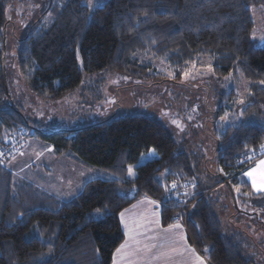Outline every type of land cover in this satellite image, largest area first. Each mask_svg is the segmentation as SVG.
<instances>
[{
    "label": "trees",
    "instance_id": "16d2710c",
    "mask_svg": "<svg viewBox=\"0 0 264 264\" xmlns=\"http://www.w3.org/2000/svg\"><path fill=\"white\" fill-rule=\"evenodd\" d=\"M87 1L51 0L23 38L13 29L22 42L17 75L39 97L59 99L77 90L86 76L105 71L147 80L150 86L170 81L164 71L139 62V53L172 69L190 70L209 59L218 80L241 76L248 82L241 104L228 102L232 91L220 98L219 115L242 109L243 120L213 133L214 181L201 177L168 128L142 113L76 130L48 131L25 122L10 92L7 44L14 24L6 0H0V149L14 144L23 130L50 144L57 156L75 157L104 173L78 196L61 201L17 182L5 166L8 160L0 161V264H112L124 241L120 214L144 196L160 203L164 226H185L209 264H264V236L241 222L253 219L264 235V192H254L239 176L264 150V46L256 42L254 17L264 0H105L96 7ZM144 155L151 159L142 162ZM164 173V180L157 178ZM218 175L233 176L228 183L238 204L234 213L213 191L224 185L233 202ZM173 183L190 188L182 195Z\"/></svg>",
    "mask_w": 264,
    "mask_h": 264
},
{
    "label": "rangeland",
    "instance_id": "374dc122",
    "mask_svg": "<svg viewBox=\"0 0 264 264\" xmlns=\"http://www.w3.org/2000/svg\"><path fill=\"white\" fill-rule=\"evenodd\" d=\"M104 2L88 0L87 4L96 7ZM49 3L51 0H6L14 24L9 28L7 44L10 92L13 107L23 115L25 122L48 131L76 130L111 117L142 113L158 120L172 132L179 150L193 157L197 163L201 177L209 181L216 180L212 176L218 171L217 142L213 133L220 125L236 124L243 120L242 109L219 115L220 98L232 91L228 102H235V106L236 102L241 104L247 93L248 82L241 76L218 80L212 72L209 59H204L200 67L190 70L185 66L172 69L153 55L139 53L136 55L139 62L164 71L170 81L150 86L147 80L105 71L86 76L77 90L59 99L39 97L17 75L22 42L14 36L13 29L18 37L23 38ZM260 11L254 15L258 28L256 37H253L258 46H264V8ZM49 24L50 21L46 19L42 26L46 28ZM148 159L151 157L144 155L141 161ZM7 160L5 166L13 172L17 182L30 184L59 200H65L70 195L78 196L83 191L75 183L66 184V180L84 183L104 176L100 171L97 173L96 169H88L87 166L84 169L83 165L78 167L73 157L57 156L50 144L31 135L26 137L20 151ZM164 177L165 173L157 176L161 181ZM195 183L203 181L195 178ZM213 191L221 205L227 207L228 213L237 211L224 185L215 186ZM244 206L252 210L250 203ZM241 220L245 225L249 222L253 226L252 232H256L259 237L264 236L253 219L242 217ZM233 221L239 220L234 218Z\"/></svg>",
    "mask_w": 264,
    "mask_h": 264
},
{
    "label": "crops",
    "instance_id": "0c3cea01",
    "mask_svg": "<svg viewBox=\"0 0 264 264\" xmlns=\"http://www.w3.org/2000/svg\"><path fill=\"white\" fill-rule=\"evenodd\" d=\"M74 161L78 167L83 165L84 169H89L75 157ZM261 161H264V150L239 173V176L248 182L256 193L264 192V166L260 164ZM98 171L100 170H97V173ZM131 172V175L128 173V178L133 179L134 170L131 169ZM87 182L66 180V184L75 183L80 186L79 190H83ZM72 196L60 200L67 201L73 198ZM160 206L157 200L144 196L122 212L123 219L120 214L124 232V241L121 245L127 244V247L119 253L117 249L121 245L116 249L112 264H209L206 257L191 244L188 231L181 222H174L171 227L162 224ZM153 245L155 247H152Z\"/></svg>",
    "mask_w": 264,
    "mask_h": 264
},
{
    "label": "built area",
    "instance_id": "2783aa9c",
    "mask_svg": "<svg viewBox=\"0 0 264 264\" xmlns=\"http://www.w3.org/2000/svg\"><path fill=\"white\" fill-rule=\"evenodd\" d=\"M18 139L17 141L13 144H9L7 145V147H3L0 149V161L4 162L5 160H7V158L12 157L13 155H15L16 153H18L20 151V149L24 146L25 141H26V137H27V132L20 130L17 134ZM232 177L228 178L227 180L231 179ZM176 185L178 187L179 191H182V195H184L185 192H187L190 188L189 185L187 184H177V183H173V185ZM177 191V190H176ZM178 192V191H177ZM186 194V193H185ZM183 203L186 205L189 202H187L185 199L183 200ZM189 209L191 210V208L193 207V204L190 203L188 205Z\"/></svg>",
    "mask_w": 264,
    "mask_h": 264
},
{
    "label": "water",
    "instance_id": "95a60500",
    "mask_svg": "<svg viewBox=\"0 0 264 264\" xmlns=\"http://www.w3.org/2000/svg\"><path fill=\"white\" fill-rule=\"evenodd\" d=\"M3 71H4L5 81H6L5 63H4V66H3ZM6 86H7V83H6ZM218 176L226 183V185L230 189V192H231V195H232V199H233V202H234V206H235L236 209H238L236 195H235V192L233 191L231 185L228 183V181L226 180V178L224 176H222V175H218Z\"/></svg>",
    "mask_w": 264,
    "mask_h": 264
},
{
    "label": "snow or ice",
    "instance_id": "6c2138e0",
    "mask_svg": "<svg viewBox=\"0 0 264 264\" xmlns=\"http://www.w3.org/2000/svg\"><path fill=\"white\" fill-rule=\"evenodd\" d=\"M262 148H264V145L261 146ZM260 164L262 166H264V161H261ZM255 171V170H253ZM129 174L131 175L132 172H131V169H129ZM248 175H251V173H248ZM254 185H255V178H254ZM123 216H124V213H121V218L123 219ZM171 227V226H170ZM178 227V226H177ZM127 247V244H124V245H121V247L119 249H117V252H121L124 248ZM147 247V246H146ZM152 247H155L154 245ZM173 251H175V249H173Z\"/></svg>",
    "mask_w": 264,
    "mask_h": 264
},
{
    "label": "clouds",
    "instance_id": "9594fccd",
    "mask_svg": "<svg viewBox=\"0 0 264 264\" xmlns=\"http://www.w3.org/2000/svg\"><path fill=\"white\" fill-rule=\"evenodd\" d=\"M227 180V179H226Z\"/></svg>",
    "mask_w": 264,
    "mask_h": 264
}]
</instances>
